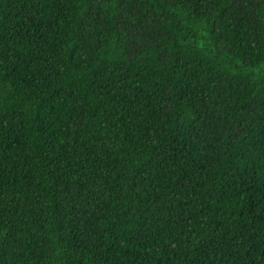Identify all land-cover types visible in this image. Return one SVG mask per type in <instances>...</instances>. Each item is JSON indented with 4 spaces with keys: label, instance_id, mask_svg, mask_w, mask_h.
<instances>
[{
    "label": "trees",
    "instance_id": "trees-1",
    "mask_svg": "<svg viewBox=\"0 0 264 264\" xmlns=\"http://www.w3.org/2000/svg\"><path fill=\"white\" fill-rule=\"evenodd\" d=\"M0 264H264V0H0Z\"/></svg>",
    "mask_w": 264,
    "mask_h": 264
}]
</instances>
